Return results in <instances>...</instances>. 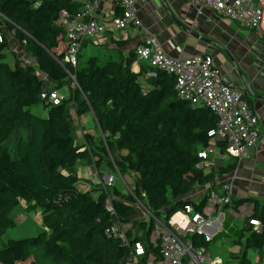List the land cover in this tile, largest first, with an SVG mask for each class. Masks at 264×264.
Here are the masks:
<instances>
[{"label": "trees", "instance_id": "trees-1", "mask_svg": "<svg viewBox=\"0 0 264 264\" xmlns=\"http://www.w3.org/2000/svg\"><path fill=\"white\" fill-rule=\"evenodd\" d=\"M79 8L70 0H0V18L33 62L21 67L5 63L8 43L1 20L0 264H124L128 247L107 233L113 222L105 209L108 197L128 241L144 245L141 264L150 255L159 256V244L150 240L153 221L137 218L130 195L115 188L111 194L80 189L74 166L85 151L76 141L73 106L77 115L91 112L104 136L103 156L98 155L96 164L107 159L123 177L131 178L133 195L150 214L166 222L187 204L200 212L207 200L196 204L185 198L213 177L198 167L197 153L210 146L213 137L208 133L216 128V116L178 99L175 77L168 72L157 71L155 78L140 81L147 69L143 65L139 73L131 70L134 49L127 57L117 51L84 58L82 53L94 39L85 40L72 68L65 61L68 44L57 19L60 11L75 14ZM120 15L121 11L115 16ZM70 84L75 88L63 94L58 105L40 98L46 89L62 93ZM39 105L45 110L43 117L33 111ZM234 168L235 163L219 174ZM20 201L28 211L39 209L43 229L4 241L6 232L16 227L13 214ZM243 202L234 201L238 206ZM252 207L250 217L263 226L261 231L248 227L245 249L260 250L264 203ZM190 240L194 246H207L202 237L192 235ZM238 264H249L246 254Z\"/></svg>", "mask_w": 264, "mask_h": 264}, {"label": "crops", "instance_id": "crops-1", "mask_svg": "<svg viewBox=\"0 0 264 264\" xmlns=\"http://www.w3.org/2000/svg\"><path fill=\"white\" fill-rule=\"evenodd\" d=\"M100 4L97 19H103L102 12H107L109 17L120 13L117 0H100ZM136 7L142 27L133 37L107 30L104 35L89 41L86 50H93L98 45L100 51L107 50L115 55L119 51L127 57L129 50L152 35L170 57L185 59L196 54L210 55L225 83L242 92L264 132V41L253 30L241 28L210 9L200 12L197 5L188 0H138ZM142 66V63L133 62L131 70L136 73ZM63 91L68 94L65 89ZM70 116L78 136L76 141L84 145L82 150L85 151L84 158L74 166L82 181V190L97 188L111 194L112 190L105 186V176L108 175L105 171L110 169L116 174V169L107 159H103L99 166L96 164L100 160L98 155L103 156L100 148L104 136L94 116L91 112L77 115L75 106L71 108ZM211 145L216 151L206 165L205 174L213 177L204 186L219 194L221 184L229 185L232 203L219 207L217 202L207 199L201 209V213L210 218V223L203 228L204 233L212 237L205 246L207 255L221 259L223 264H238L246 254L249 264H264V248L245 249L247 229L252 226L247 223L248 217L243 212L245 205L264 203V144L250 149L249 155L240 161L224 153L222 140L213 139ZM234 163V170L219 174L221 168ZM114 179L116 183L117 178ZM203 188L194 190L192 197L195 198L189 200L197 204L208 198V195H202ZM234 201L244 202L238 206ZM28 262L23 264H32Z\"/></svg>", "mask_w": 264, "mask_h": 264}, {"label": "built area", "instance_id": "built-area-1", "mask_svg": "<svg viewBox=\"0 0 264 264\" xmlns=\"http://www.w3.org/2000/svg\"><path fill=\"white\" fill-rule=\"evenodd\" d=\"M70 1L79 4L80 8L75 14H70L67 10L60 11L57 24L62 28L68 44L65 61L72 68L77 66L79 51L85 40L96 39L104 35L107 30L133 37L142 27L136 7L138 0H117L121 15L109 17L107 12H102L103 19L96 18L101 5L100 0ZM188 1L197 5L200 12L205 8L210 9L217 15L234 21L241 28L253 30L264 41V0ZM3 41L4 36L0 32V44ZM134 54L136 57L134 62L142 63L147 69L141 78L142 82L155 78L157 71L168 72L175 77L178 99L213 112L217 124L208 135L224 142V153L229 158L240 161L249 155L250 149L264 144V132L259 127L247 100L240 90L225 83L210 55L196 54L185 59L170 57L163 51L157 38L152 35L135 45ZM65 96L54 89H46L40 94L42 100L52 105H58ZM211 151L214 153L216 149L210 144L197 153L198 159L201 160L199 168L205 169L211 162L213 158L209 156ZM116 174L134 200V207L138 210L137 218L153 221L150 240L152 244H159V256L150 255L143 264H223L221 259L207 255L205 246H194L190 240L192 235L202 237L204 243L212 240V237L203 230L210 223V218L187 204L182 210L170 215L165 222L150 214L143 203L133 195L134 185L131 178L123 177L117 169ZM105 178V186L113 187L114 177L106 175ZM203 187L202 195H208L207 199L210 202H217L219 207L230 202L229 185L221 184L218 195L210 190L209 186ZM193 197L190 195L185 199L189 200ZM105 209L113 219L107 233L118 238L128 247L124 264H141L140 259L145 254L144 245L140 241L133 243L128 241L126 229L118 222L110 197L106 199ZM243 212L248 217V224L255 230L261 231L260 221L250 218L252 206L245 205Z\"/></svg>", "mask_w": 264, "mask_h": 264}, {"label": "rangeland", "instance_id": "rangeland-1", "mask_svg": "<svg viewBox=\"0 0 264 264\" xmlns=\"http://www.w3.org/2000/svg\"><path fill=\"white\" fill-rule=\"evenodd\" d=\"M1 20L2 19L0 18V21ZM2 21L4 24V20H2ZM4 26H5V24H4ZM3 32L5 34V39L7 40V43H8V49L6 50V51H8V53L6 52L5 63L9 67H14L16 65H19L21 67V66H25L28 64H32L33 63L32 60L26 55L22 46L19 44V42H17L18 40L15 39L16 37L13 36V33L10 32L6 26L3 28ZM89 46H91V45H89ZM92 47H94V46H92ZM90 53H92V56H100V55L104 56V55H107V50L100 51V47L95 46V48L93 50H90V51H87L85 49V51L82 54L85 55L84 58H86ZM82 61H83V59L81 58V60L79 62L82 63ZM47 88H50V85L48 86V84H47ZM74 88H75V86L70 84V85H67L65 87V90L67 89L68 93H69V91L72 92ZM63 92L61 94H65ZM33 111L35 113H38L42 117L45 115V110L43 109L42 105L34 107ZM70 118H71V116H70ZM73 125H74V123H73ZM75 137H76V139L78 138L77 135H75ZM213 154H214L213 151H211L209 153V156L213 157ZM107 158L110 161L112 160L109 156ZM205 172H207V169H204V173ZM105 173H107L110 176L117 178L115 185L113 187L112 186L108 187L109 190H112L113 188H115L125 196L130 195L127 188L119 180L118 176H116V174L114 173L113 170L106 169ZM82 186L83 185L81 184L80 189H82ZM93 195H94V197H96L97 192H94ZM190 195H192V193H190ZM13 219L15 221L16 227L14 229H11V230L6 232V234L3 236L4 241H6L9 238L18 239V238L34 236V235H37L39 232H41V230L43 229L39 209H34L32 211H28V210H26V203L23 201H20L19 206L16 208V210L13 214ZM141 232L142 231L139 229L136 231L137 234H141ZM27 263H29V262L27 261Z\"/></svg>", "mask_w": 264, "mask_h": 264}, {"label": "bare ground", "instance_id": "bare-ground-1", "mask_svg": "<svg viewBox=\"0 0 264 264\" xmlns=\"http://www.w3.org/2000/svg\"><path fill=\"white\" fill-rule=\"evenodd\" d=\"M177 218H179V217H177Z\"/></svg>", "mask_w": 264, "mask_h": 264}]
</instances>
